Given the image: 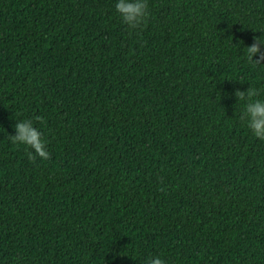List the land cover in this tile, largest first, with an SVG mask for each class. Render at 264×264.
<instances>
[{"label":"trees","instance_id":"1","mask_svg":"<svg viewBox=\"0 0 264 264\" xmlns=\"http://www.w3.org/2000/svg\"><path fill=\"white\" fill-rule=\"evenodd\" d=\"M147 6L131 30L115 0H0V264H264V141L235 97L264 99V0Z\"/></svg>","mask_w":264,"mask_h":264},{"label":"clouds","instance_id":"2","mask_svg":"<svg viewBox=\"0 0 264 264\" xmlns=\"http://www.w3.org/2000/svg\"><path fill=\"white\" fill-rule=\"evenodd\" d=\"M115 12L123 24L135 30L148 17L147 0H115ZM262 47H264V41L261 39H255L251 46L245 47L246 57L253 65H264ZM255 96L256 93L252 90L235 93L236 100L245 102L241 121L245 123L255 139L264 141V99H255ZM14 133L15 135L11 136L12 143L30 149V158L38 157L41 160L49 158L46 142L31 120H21L15 123ZM145 264H165V260L157 255L148 257Z\"/></svg>","mask_w":264,"mask_h":264}]
</instances>
